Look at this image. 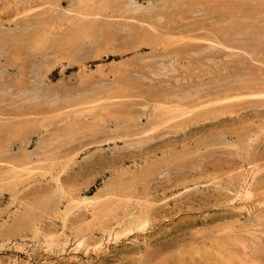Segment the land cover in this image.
Returning <instances> with one entry per match:
<instances>
[{
    "label": "rangeland",
    "instance_id": "rangeland-1",
    "mask_svg": "<svg viewBox=\"0 0 264 264\" xmlns=\"http://www.w3.org/2000/svg\"><path fill=\"white\" fill-rule=\"evenodd\" d=\"M77 1L0 0V264H264V0H90L157 9L72 46ZM102 80L115 110L57 117Z\"/></svg>",
    "mask_w": 264,
    "mask_h": 264
},
{
    "label": "bare ground",
    "instance_id": "bare-ground-1",
    "mask_svg": "<svg viewBox=\"0 0 264 264\" xmlns=\"http://www.w3.org/2000/svg\"><path fill=\"white\" fill-rule=\"evenodd\" d=\"M179 1H181L182 3H185L186 0H179ZM189 1H192V0H189ZM71 5L69 9L62 11L60 17H58L56 21L57 26L55 27V30L63 31L67 44L72 45V46L78 44L74 42L75 38L77 37L79 39L82 37H89V39L95 38L94 41L91 39L92 45H94V43H99V41L103 40L107 36H110L116 33L117 30L114 28L113 24L109 23V20H108V18L111 16L120 17V18L126 17V19L131 18V20L135 19V20L144 21L146 18H148V16L152 12L155 13V10L157 9L155 5H148L145 8H139L138 6L132 3L131 5H128V6L122 5L116 8H112V9L110 8V6H107V5L105 6V8H100L98 6H94L90 4V0H78L74 5L72 6ZM172 9H175V8L173 7ZM157 32L158 31L156 30V28H152L150 30L142 32V34L148 35L150 33V35L154 37L157 34ZM140 33L141 32L138 31V29L134 30L133 32V34L136 35L137 37ZM146 37L147 36H145V40H148V38ZM69 39H72L71 43H69ZM238 45L239 46L236 47L235 49L234 48H230V49L236 52L238 51L243 52L242 48L246 46H244L243 44H238ZM253 50L256 51L257 48L255 47ZM246 54H248V56L249 55L254 56V58L259 57L260 55L259 52H253V51H250V52L247 51ZM260 60H258V62H261ZM123 98H125V95H124L123 89L119 86L118 81L108 82V81L102 80V81L90 84L87 87H82V89L76 93H66L65 95L61 96L59 99L57 100L53 99V101L51 102L53 103L52 107L55 108L57 117H62V119H67L71 117L73 119H81V118L89 117L93 115L94 113H96L97 111L102 112V111L115 110L117 107L116 105L118 101H114V100L123 99ZM117 111L119 112V109ZM55 112L53 111V113ZM156 121H157L156 114H152L150 117H148V122H150L151 124L155 123ZM82 202L84 203V207L91 208V211H92L91 217H92L93 222L98 223V224L106 223L108 216L112 212V209L110 206L102 202H96L95 198H84L82 199ZM128 215H130V213L128 212L124 215H117L116 221L118 225L122 224L124 221V217H127ZM110 234L114 235L115 237L117 236L116 233H110ZM80 243H81V240L79 239L77 241V245H80Z\"/></svg>",
    "mask_w": 264,
    "mask_h": 264
}]
</instances>
